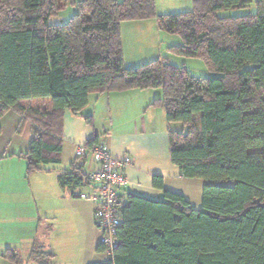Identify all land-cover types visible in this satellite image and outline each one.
<instances>
[{"label":"trees","instance_id":"1","mask_svg":"<svg viewBox=\"0 0 264 264\" xmlns=\"http://www.w3.org/2000/svg\"><path fill=\"white\" fill-rule=\"evenodd\" d=\"M191 4L158 15L155 0H0V121L13 112L20 129L29 125L18 156L27 174L61 164L66 112L92 125L81 115L90 94L160 90L152 106L164 111L170 162L184 180L204 183L199 209L159 177L160 199L129 194L104 264H264V0ZM252 6L253 15L217 16ZM67 8L75 9L68 22L49 23ZM153 19L181 39L173 56L201 60L214 77H193L166 58L125 67L121 25ZM98 143L89 139L86 154ZM68 172L61 189L85 184L81 168ZM2 257L17 263L13 252Z\"/></svg>","mask_w":264,"mask_h":264},{"label":"crops","instance_id":"2","mask_svg":"<svg viewBox=\"0 0 264 264\" xmlns=\"http://www.w3.org/2000/svg\"><path fill=\"white\" fill-rule=\"evenodd\" d=\"M190 4L191 0H185V4L183 0H155L158 15L179 12L177 9L182 11L183 6L188 7ZM170 37H176L177 40L168 42L165 47L163 43ZM121 40L124 65L127 68H136L154 59L166 58L170 60L169 56L173 55L169 49L181 45L180 38L163 32L159 28L156 19L123 23L121 25ZM160 97V90L90 94L88 105L81 115L92 117L91 126L86 125L81 117L72 116L69 112L65 113L62 130L61 164L54 167H45V171L33 173L31 177L39 186L37 190L40 192L50 191L53 198L52 203H57L55 205L60 208L62 213L61 222L65 224L66 228H69L67 230L70 232L72 230L77 231L78 233L85 230V234L88 235L91 232L92 225H94V206L77 198V195L84 191L85 184L70 191L61 189L58 182L61 176L69 173L71 165H74L75 168H81L83 174L93 168L89 156L77 158L75 152L77 148L84 146L94 135L99 137V142L110 147L114 157L121 158L128 155L132 159L133 164L126 171L129 184L120 193L123 197L127 198L129 194H135L160 199L163 191L153 186V178L159 177L163 181V190L179 193L185 197L193 208H200V193L204 183L199 186L200 193L197 192L196 198H189L188 196H192L190 181L184 180L178 168L170 162L168 126L164 111L161 107L152 106L153 102ZM32 106L40 107L42 105L34 103ZM103 122L107 125L103 126ZM114 124H116V130L113 131L112 129L110 131L109 128ZM3 125H6L8 130L4 131ZM19 125L20 117L13 112L7 113L1 119L0 139L7 137L10 141L3 140V143L0 142V161L10 157L9 160L12 161L26 152L31 139L30 127L25 125L24 128L20 129ZM170 128L178 131L181 127L172 125ZM13 141L15 143L11 146ZM44 195L36 194V197L44 199ZM22 197L20 198V194L17 195L13 203L9 205L0 201V206L3 205L2 207L5 208L3 212L7 215L10 212L9 215L15 219V222L21 223L18 227H9L11 231H8V227V229H0V233H5L7 237L5 240L0 239V258L3 259L2 256L5 251L13 252L17 256V263L5 261L7 264H30L42 261L43 257L54 258L55 254L51 253V249H48L47 239L43 232V229L46 228L45 232L49 233V225H43L42 220L38 221L36 229L29 225H33L35 219L32 214H28L33 211L28 210L29 207L22 203L24 195ZM28 200L35 202L34 195L29 194ZM77 203H83L85 207L82 209L76 206ZM35 208L38 210L36 205ZM44 212H47V209H44ZM41 226H44L43 229H41ZM99 243L100 239L98 240L97 236L94 245L88 242L89 246H94L90 249L96 256L98 255L96 247ZM33 251L37 255L35 259L30 258ZM18 254H20L21 260L18 259ZM95 255L87 256L84 260L76 258L75 264H94ZM71 256L72 254L69 255V257ZM66 260L65 258V261L62 262H66Z\"/></svg>","mask_w":264,"mask_h":264},{"label":"rangeland","instance_id":"3","mask_svg":"<svg viewBox=\"0 0 264 264\" xmlns=\"http://www.w3.org/2000/svg\"><path fill=\"white\" fill-rule=\"evenodd\" d=\"M184 4H185V0ZM183 6L181 8L182 11L179 10V12L175 13H182V12H189L192 10V6ZM255 7L252 6L244 11H228V12H221L217 16L219 18H228V17H238V16H245V15H253L255 14ZM75 14V9L67 8L63 12H61L58 16L53 17L50 19L49 23L51 25H57L60 23H66L69 21V19ZM176 38V37H175ZM173 37H170L169 39H166L163 43V45H168V42L170 41H176ZM181 40V39H180ZM182 44V42H181ZM168 58V57H167ZM170 60H168L171 64L177 66V67H185L188 72L191 74V76L196 78H209L214 77L213 74L208 72L203 62L199 59H183L175 56H169ZM155 60V59H154ZM107 125L103 122V126ZM180 126V125H178ZM116 124H114L112 127H110V131L113 129V131L116 130ZM4 131L8 130L6 125H3ZM99 130V129H98ZM22 132V131H21ZM102 133V132H101ZM3 135V134H2ZM3 140H7L9 142V138H3L0 139V142L3 143ZM13 143L11 146H13ZM66 156V155H65ZM11 158V157H10ZM9 158V159H10ZM4 159L0 161V201L6 202L7 205L13 203L17 195L20 194V198L24 195V199L22 200V203H24L27 207H29L28 210H32L33 212H30L28 214H32L35 219V222L33 225L29 224L33 229L37 228L38 221L42 220L43 225H49L50 230L49 233L45 232V229H43L44 226H41V229H43L44 235L47 239V245L48 249H51V253L55 254V257L48 258L43 257L41 259L42 261L36 262V263H30V264H75L76 258L78 260H84L85 257H89L90 255H95L93 251L90 249L94 246H89L88 242L92 243L94 245L96 236L98 240L100 239V234L95 228L94 225H92L91 232L88 235L85 234V230L83 232L78 233L77 231H69L68 227H65V224L61 222V210L60 208L55 205L57 203H52V196L50 195V191H42L40 192L37 190L39 186L34 181L33 177H31V174H27V163L23 159L15 158L14 160ZM190 193L192 196V199L196 198L197 192H199L198 189H200V185L203 184L202 181H190ZM195 188H197L195 190ZM49 189V188H48ZM47 190V188H46ZM13 191L14 193H12ZM10 192V193H9ZM33 194L35 198V202H31L28 200V195ZM36 194H45L43 197L44 199H39L36 197ZM189 194V195H191ZM201 195V193H200ZM23 198V197H22ZM35 205L37 206L38 210H36ZM0 206V229H8L9 227H18L21 223L15 222V219L12 218L11 215H9L10 212H8V215L10 216L8 218V215L3 212L5 208ZM55 208H53V207ZM76 206H79L80 208H84L85 205L83 203H77ZM32 207V208H31ZM31 208V209H30ZM44 209H47V212H44ZM38 212V215H37ZM94 224V223H93ZM94 226V227H93ZM8 227V228H7ZM8 231H11V228L8 229ZM7 237L5 233H0V239L5 240ZM60 239V241H59ZM70 244H72L70 246ZM62 246V248H60ZM59 251V252H58ZM65 251V253H64ZM6 252V251H5ZM70 252V254H68ZM69 257V255H71ZM19 260L20 254H18ZM64 257V258H63ZM82 257V258H81ZM65 258L67 259L66 262ZM74 258V259H73ZM74 260V261H73ZM6 260L3 258H0V264H7L5 262ZM8 262V261H7ZM61 262V263H60ZM107 262V258L104 254H98L95 255L94 264H104ZM25 264V263H24ZM81 264V263H80Z\"/></svg>","mask_w":264,"mask_h":264},{"label":"built area","instance_id":"4","mask_svg":"<svg viewBox=\"0 0 264 264\" xmlns=\"http://www.w3.org/2000/svg\"><path fill=\"white\" fill-rule=\"evenodd\" d=\"M84 146L77 148V158L89 156L93 168L85 175L84 191L77 195L79 200L94 206L93 223L100 234V244L107 261H112L118 246L117 231L121 225L120 210L125 197L120 193L128 186L126 171L133 164L130 156H113L108 145L99 142L86 154Z\"/></svg>","mask_w":264,"mask_h":264}]
</instances>
